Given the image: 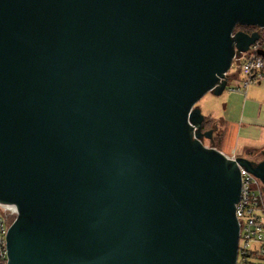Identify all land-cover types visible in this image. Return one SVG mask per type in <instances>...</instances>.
I'll return each instance as SVG.
<instances>
[{"label":"water","instance_id":"water-1","mask_svg":"<svg viewBox=\"0 0 264 264\" xmlns=\"http://www.w3.org/2000/svg\"><path fill=\"white\" fill-rule=\"evenodd\" d=\"M238 25L264 0H0L7 264L237 263L240 167L264 162L196 106L260 40Z\"/></svg>","mask_w":264,"mask_h":264},{"label":"built area","instance_id":"built-area-1","mask_svg":"<svg viewBox=\"0 0 264 264\" xmlns=\"http://www.w3.org/2000/svg\"><path fill=\"white\" fill-rule=\"evenodd\" d=\"M264 47L257 42L248 52L236 53L230 71L227 74L232 91L247 90L251 84L264 81V56L260 54ZM242 80L231 84L230 72ZM236 160L235 154L227 156ZM242 190L236 205V216L240 226L238 257L236 264L264 263V193L263 183L253 174L240 167ZM257 187V190L253 187ZM15 205L0 204V264L8 262V233L17 217Z\"/></svg>","mask_w":264,"mask_h":264},{"label":"crops","instance_id":"crops-1","mask_svg":"<svg viewBox=\"0 0 264 264\" xmlns=\"http://www.w3.org/2000/svg\"><path fill=\"white\" fill-rule=\"evenodd\" d=\"M242 78L231 75V84ZM231 86L219 97L213 93L205 95L199 108L212 122L216 149L228 156L254 160L260 154L257 152L264 150V81L241 91H232Z\"/></svg>","mask_w":264,"mask_h":264},{"label":"trees","instance_id":"trees-1","mask_svg":"<svg viewBox=\"0 0 264 264\" xmlns=\"http://www.w3.org/2000/svg\"><path fill=\"white\" fill-rule=\"evenodd\" d=\"M238 31H243V32H246L248 34H252L254 32H257L259 31L260 32V40L258 41L259 44L261 46L264 47V29L260 30L258 27H251V26H240L238 25L235 29V32H238ZM212 126V122L209 120V119H206L205 118V121H204V130H210V127ZM253 264H264V263H253Z\"/></svg>","mask_w":264,"mask_h":264},{"label":"rangeland","instance_id":"rangeland-1","mask_svg":"<svg viewBox=\"0 0 264 264\" xmlns=\"http://www.w3.org/2000/svg\"><path fill=\"white\" fill-rule=\"evenodd\" d=\"M230 74H235V69H232V71L230 72ZM233 85H234V82H233ZM206 99V98H205ZM202 103H203V100H201V101H199V103L197 104V106L196 107H199V106H201L202 105ZM204 145L206 146V147H211L212 145L210 144V141L209 140H205V142H204ZM218 145V144H217ZM217 147V146H216ZM218 147H220V144L218 145ZM262 151H259V152H257V153H261ZM254 155V154H253ZM252 155V156H253ZM226 156H228V155H226ZM259 157V155L255 158V159H257ZM254 158V157H253ZM253 158H250L251 160H253ZM249 159V158H248ZM253 189H255V190H257V187L255 186V187H253Z\"/></svg>","mask_w":264,"mask_h":264},{"label":"flooded vegetation","instance_id":"flooded-vegetation-1","mask_svg":"<svg viewBox=\"0 0 264 264\" xmlns=\"http://www.w3.org/2000/svg\"><path fill=\"white\" fill-rule=\"evenodd\" d=\"M210 130H213V132H214L213 126L210 127ZM214 144H215V142H214ZM254 161H256L257 163L264 162V150L259 154V157L257 159H254ZM263 193H264V184H263Z\"/></svg>","mask_w":264,"mask_h":264}]
</instances>
